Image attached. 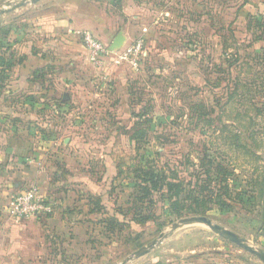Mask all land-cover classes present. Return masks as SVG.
<instances>
[{
    "label": "rangeland",
    "instance_id": "obj_1",
    "mask_svg": "<svg viewBox=\"0 0 264 264\" xmlns=\"http://www.w3.org/2000/svg\"><path fill=\"white\" fill-rule=\"evenodd\" d=\"M49 1L1 14L0 95L10 75L1 63L11 51L7 36ZM140 1L137 25L124 29L113 13L119 27L90 32L106 48L101 63L80 33V48L34 77L49 91L0 98V147L10 137L23 144L7 171L9 156L0 159V222L11 230L2 242L0 229L8 248L0 264H120L161 233L125 264H174L215 251L229 252L230 264H264L202 223L170 231L180 218L205 215L264 251V18L249 15L264 10V0ZM118 34L123 40L111 50ZM209 159L230 173L227 205L208 202L192 214L184 191L144 188L143 174L153 170L195 189ZM35 180L54 210L11 219L7 201ZM8 222L19 227L15 237Z\"/></svg>",
    "mask_w": 264,
    "mask_h": 264
},
{
    "label": "crops",
    "instance_id": "obj_2",
    "mask_svg": "<svg viewBox=\"0 0 264 264\" xmlns=\"http://www.w3.org/2000/svg\"><path fill=\"white\" fill-rule=\"evenodd\" d=\"M143 5L144 3H142L140 0H50L47 4L44 3L41 5V10L38 9V11H43L41 16L37 15L36 17L29 19H25L24 17L18 19V14L15 17L18 19L17 23L20 26H23H18V30H11L10 34L7 36L11 41V44L8 46H11V49L17 48L21 52L23 47L19 45L20 42L24 41L26 38H29L30 45L28 44V47L32 48L34 55L36 54V58L33 59L34 56H28L27 60L33 59V63L36 65V67H41L44 60L46 61V66L34 74L25 83L21 91L25 92L32 90L35 92L38 89H41L42 91H49L46 86L39 84L34 77L38 76L42 72H46V67L51 60L62 58L67 48L73 49L72 53L80 48L82 46L81 42L79 41L80 33L87 31L92 32L95 35V33L103 30L105 31L104 33L110 34V32H112L111 28L114 26L119 27V24H114L113 19H116V17L113 15V13L121 17V24L123 25L124 29L129 27V24L137 25L138 22L141 21V12L145 11ZM1 18H3L2 15H0V19ZM25 22L27 23V28L24 26ZM4 24L5 21H0V26L3 27ZM57 49H60L61 51L59 52ZM59 53L61 56L58 58L57 56ZM73 56H75V54H73ZM21 67L22 66H20V68ZM22 69L23 68H21V70ZM63 99H66L65 95L63 96ZM31 149H33V146H29L28 153H30ZM17 150H19V145L16 144L9 146L5 144L3 148L0 147V159L4 158V156H6V158L9 156V161L3 163L6 171L9 166L8 162L10 163V161L14 160L13 157L16 158V156L13 154H15ZM20 159L24 160V158ZM36 180L35 182L38 183L40 192H42L41 186L39 184L40 181ZM57 182L58 181H55L54 184H57ZM54 184L52 181H50L49 185L53 186ZM58 198L59 199L56 201V206L62 207V201L60 197ZM52 203L54 202L52 201ZM0 223V229L3 232L2 242H6L5 235L6 233L8 234V232L10 233L11 230L8 229L9 226L6 221L2 220ZM10 223L9 225L12 227V231H15L12 234V237H15L16 231H18L19 227L15 222L11 224ZM7 249L6 243H0V254H5ZM155 264H158V262H155ZM174 264L179 263L175 262Z\"/></svg>",
    "mask_w": 264,
    "mask_h": 264
},
{
    "label": "trees",
    "instance_id": "obj_3",
    "mask_svg": "<svg viewBox=\"0 0 264 264\" xmlns=\"http://www.w3.org/2000/svg\"><path fill=\"white\" fill-rule=\"evenodd\" d=\"M255 13L250 12L249 15H260L264 18V10L260 7L257 8ZM7 31L3 33L5 36ZM1 42V40H0ZM29 38H26L24 41L20 42V46L23 47V50L20 52L17 48L11 49L9 53V57L4 62L6 67L10 69V75L7 80V87L1 93V100L6 99L7 97H11L16 95L19 91H21L25 85V83L41 68L46 66V61L44 60L43 65L40 67H36L33 63V59H35V55L32 51V48H29ZM28 56H34L33 59L27 60ZM21 68H23L21 70ZM132 141V135L128 137ZM15 145L16 142L13 141V138H9L7 141V145ZM23 146V144H16ZM28 150V147H24ZM209 166L205 169L204 174L206 175V180L202 185H198L195 189L190 188L186 190L185 184H189L191 182H173L168 181L167 178L162 175L160 176L158 172L151 171L143 174L145 177V181L147 182L144 185L145 190H150L149 186L153 187H163L166 186L167 191L175 188L176 190H181L186 193L185 200H189L191 202L190 207L187 212H191L192 214H202L208 209V202L217 203L220 206L227 205V200L230 198V192L228 185L226 184L228 179L227 175H230L228 169L226 167H222L221 163H215V160L209 159ZM213 166V167H212ZM160 183V184H159ZM149 184V185H148ZM227 199V200H226ZM175 205H178L179 202H175ZM193 205V206H192ZM179 210V209H178ZM230 256L231 254L227 251H215L209 254L207 257L202 255L201 253H195L188 255L180 260L179 264H230Z\"/></svg>",
    "mask_w": 264,
    "mask_h": 264
},
{
    "label": "built area",
    "instance_id": "obj_4",
    "mask_svg": "<svg viewBox=\"0 0 264 264\" xmlns=\"http://www.w3.org/2000/svg\"><path fill=\"white\" fill-rule=\"evenodd\" d=\"M88 55L94 64L101 63V58L107 53L103 43L90 32L82 33ZM5 212L11 219L37 218L41 215H49L53 211V203L46 199L40 192L36 183H31L26 189L11 195L7 201Z\"/></svg>",
    "mask_w": 264,
    "mask_h": 264
},
{
    "label": "water",
    "instance_id": "obj_5",
    "mask_svg": "<svg viewBox=\"0 0 264 264\" xmlns=\"http://www.w3.org/2000/svg\"><path fill=\"white\" fill-rule=\"evenodd\" d=\"M39 0H18L17 2H13L12 0H0V15L4 14L12 9L22 7L29 2L34 3ZM123 38L121 34H118L114 37L110 49L112 50L114 47L120 45ZM191 223H202L206 225L209 229H211L217 235L227 239L228 241L236 244L243 250L257 257L262 263H264V251L259 248H255L250 245L244 238L240 237L237 233L233 232L230 229H227L219 224L213 223L212 220L205 215H192L189 217L180 218L177 222L172 223L170 226V231H173L182 225L191 224ZM166 236V234L161 233L157 239L151 240L146 246H143L136 250L131 257L123 260L120 264H125L127 261L132 259L133 257L137 258L146 253H148L152 248L155 247L159 239Z\"/></svg>",
    "mask_w": 264,
    "mask_h": 264
}]
</instances>
